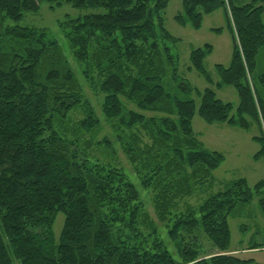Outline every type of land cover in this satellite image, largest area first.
Listing matches in <instances>:
<instances>
[{
  "label": "trees",
  "instance_id": "1",
  "mask_svg": "<svg viewBox=\"0 0 264 264\" xmlns=\"http://www.w3.org/2000/svg\"><path fill=\"white\" fill-rule=\"evenodd\" d=\"M39 1L91 9L62 23L68 47L84 63L88 87L104 95L101 114L141 186L152 191L154 213L182 260L164 249L135 184L116 166L93 159L96 146L110 158L115 149L106 136L95 138L101 120L83 83L58 41L43 29L20 25L26 12L38 11ZM168 3L0 0V264H253L228 252V221L254 196L264 215V178L253 189L246 178L235 179L198 207L174 210L180 200L211 187L224 160L193 132L196 113L207 123L242 131L255 123V157H264V69L257 63L264 50V0H182L174 17L199 29L205 14L224 10L233 42L229 66H215V82L203 66L212 50L205 43L190 51L189 69L215 88L234 87L236 106L218 99L210 86L194 89L185 79L198 106L165 90L163 78L169 71L176 78L178 69L168 44L177 38L163 22ZM59 212L64 222L54 238ZM152 235L157 239L149 244ZM202 236L218 251L201 257ZM250 245L264 246V237L259 246Z\"/></svg>",
  "mask_w": 264,
  "mask_h": 264
},
{
  "label": "rangeland",
  "instance_id": "2",
  "mask_svg": "<svg viewBox=\"0 0 264 264\" xmlns=\"http://www.w3.org/2000/svg\"><path fill=\"white\" fill-rule=\"evenodd\" d=\"M236 3H245L248 0H234ZM39 9L37 12H26L20 25H27L43 29L45 36L49 39L58 41L63 53L71 65L73 71L76 72L77 78L83 83L84 92L90 99L91 104L95 108L96 115L101 120V130L96 134V139H101L106 136L115 149V157H108V154L99 147L93 148V154L96 156L93 159L110 163L121 169L126 175L129 182H133L140 193V202L143 204V209L151 216L155 225L157 226V236L163 241L164 249L177 261L179 258L178 249L174 243L167 236V228L158 219L154 213L153 205L151 204L153 193L150 189L141 186L136 171H134L133 164L127 160L124 152L119 146L118 141L114 137L110 126L104 120V115L101 114V103L104 95L93 92L87 82L83 78L84 63H80L74 56L72 49L68 47L67 38L68 32L63 28L62 23L68 18L83 16L90 13L91 9L74 8L71 4L63 3L60 6L51 8L46 2L39 1ZM163 14V22L165 29L177 38L176 42L168 43L170 51L177 57V76L172 77L171 72L163 78V85L165 90L170 93L172 97L178 99H193L197 106L199 104V97L195 90H188L185 88L184 81H188L194 89L204 90L207 86L214 89L216 97L224 102H231L234 106L238 103L236 91L232 86L222 85L215 88L208 84L204 77L200 76L194 69H189V53L197 47H202L205 43L212 46L211 52L206 56L203 63L206 70L212 79L216 82L219 79L215 72V66L221 64L229 66V61L232 56L233 42L231 31L228 28L225 12L222 8L216 9L211 14H205L203 17L202 26L199 29L192 28L189 23L180 24L175 21L174 17L182 11V0H169L168 6L165 8ZM158 28V27H157ZM260 63V70L264 69V50L258 55L257 63ZM185 79V80H184ZM128 107L135 108L133 105ZM150 114V113H147ZM76 119L81 116L74 114ZM192 129L197 135L203 145L209 150H216L223 154L224 160L219 168L213 171L214 182L207 185V188L200 189L188 198L180 200L177 209L174 212H183L187 207H198L202 201L211 193L223 190L235 179L246 178L248 186L253 189L254 184L264 178V157H255V153L259 150L260 144L254 140V136L259 135L260 131L254 123L248 130H241L235 126H229L226 123H207L198 113L192 118ZM259 196H254L251 201L242 206H237L229 218L230 226V247L229 251L236 254L243 259H253V264H264V246H259L263 242L264 237V215L259 208ZM64 216L59 212L55 217V222L52 226L53 237L58 238L59 233L64 222ZM171 224L170 222H168ZM148 229L142 228L144 235ZM157 239L152 235L149 240ZM259 246L258 249H252L251 243ZM201 257L210 256L217 252L216 247H212L211 243L202 236L199 242ZM15 264H18L14 260Z\"/></svg>",
  "mask_w": 264,
  "mask_h": 264
}]
</instances>
